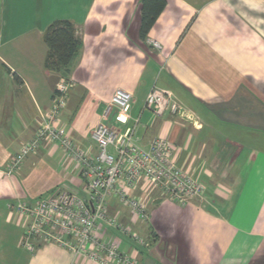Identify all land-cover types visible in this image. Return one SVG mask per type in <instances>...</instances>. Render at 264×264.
I'll return each instance as SVG.
<instances>
[{"label": "crops", "instance_id": "1", "mask_svg": "<svg viewBox=\"0 0 264 264\" xmlns=\"http://www.w3.org/2000/svg\"><path fill=\"white\" fill-rule=\"evenodd\" d=\"M56 21L72 22L82 41L67 76L46 68L44 35ZM140 26L141 0H0V264H91L54 244L23 248L9 207L64 188L84 195L77 163L54 144L6 171L65 80L74 88L60 126L81 149L98 154L91 131L122 89L135 99L129 125L138 122L140 145L170 140L177 165L205 186L190 205L156 188L132 192L148 222L112 199L109 215L151 243L110 233L124 252L138 249L143 264H264V0H166L146 40ZM154 87L193 121L145 110Z\"/></svg>", "mask_w": 264, "mask_h": 264}, {"label": "built area", "instance_id": "2", "mask_svg": "<svg viewBox=\"0 0 264 264\" xmlns=\"http://www.w3.org/2000/svg\"><path fill=\"white\" fill-rule=\"evenodd\" d=\"M153 46L161 49L156 42ZM73 88L71 80L59 85L51 108L41 114L35 137L23 144L6 171L10 175L17 172L43 145L54 144L63 150L66 160L77 163L84 195L64 188L33 202L9 205L24 228L21 246L34 252L40 245L54 244L70 252L76 263L143 264L138 249L124 252L121 238L110 233L126 236L143 248H149L150 241L111 217L110 201L119 200L138 221L148 222L147 205L132 192L156 188L170 201L190 205L203 198L205 186L177 165L170 140L158 136L147 147L140 145L136 139L138 122L129 125L135 99L122 89L105 104L102 121L91 131L98 154L91 156L81 149L60 126ZM144 109L157 118L182 115L189 121L194 119L173 92L156 87L149 92Z\"/></svg>", "mask_w": 264, "mask_h": 264}, {"label": "trees", "instance_id": "3", "mask_svg": "<svg viewBox=\"0 0 264 264\" xmlns=\"http://www.w3.org/2000/svg\"><path fill=\"white\" fill-rule=\"evenodd\" d=\"M166 7V0H141L140 36H147ZM44 41L48 48L46 68L67 76L82 49V41L70 21H56L46 31Z\"/></svg>", "mask_w": 264, "mask_h": 264}, {"label": "rangeland", "instance_id": "4", "mask_svg": "<svg viewBox=\"0 0 264 264\" xmlns=\"http://www.w3.org/2000/svg\"><path fill=\"white\" fill-rule=\"evenodd\" d=\"M195 201H196V200H195ZM195 201H194V202H195ZM192 203H193V202H192Z\"/></svg>", "mask_w": 264, "mask_h": 264}]
</instances>
